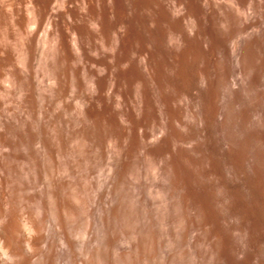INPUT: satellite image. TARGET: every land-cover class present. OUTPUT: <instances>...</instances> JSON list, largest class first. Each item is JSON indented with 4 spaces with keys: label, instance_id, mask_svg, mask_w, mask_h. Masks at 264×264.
Instances as JSON below:
<instances>
[{
    "label": "bare ground",
    "instance_id": "1",
    "mask_svg": "<svg viewBox=\"0 0 264 264\" xmlns=\"http://www.w3.org/2000/svg\"><path fill=\"white\" fill-rule=\"evenodd\" d=\"M25 6L0 16V264H264V0Z\"/></svg>",
    "mask_w": 264,
    "mask_h": 264
},
{
    "label": "rangeland",
    "instance_id": "2",
    "mask_svg": "<svg viewBox=\"0 0 264 264\" xmlns=\"http://www.w3.org/2000/svg\"><path fill=\"white\" fill-rule=\"evenodd\" d=\"M4 1V0H3ZM2 0H0V16H1V9H7V4L11 3L13 1V4L15 5L16 9H18L19 11H21V14L27 15L26 14V1L28 0H5L3 2ZM11 1V2H10ZM3 3V4H2ZM7 28L6 26V22L2 21L1 17H0V34H2V32Z\"/></svg>",
    "mask_w": 264,
    "mask_h": 264
},
{
    "label": "clouds",
    "instance_id": "3",
    "mask_svg": "<svg viewBox=\"0 0 264 264\" xmlns=\"http://www.w3.org/2000/svg\"><path fill=\"white\" fill-rule=\"evenodd\" d=\"M46 78V77H45ZM75 91V89L73 88V92ZM77 103H79V101H77ZM112 146V142L109 141V147ZM3 225L0 224V227H2ZM28 251L29 252H32V248L30 246V244L28 245ZM0 253L3 254V256L6 258V259H9V260H12L13 259V256H12V247L11 245L9 246H5V242L3 240H0Z\"/></svg>",
    "mask_w": 264,
    "mask_h": 264
}]
</instances>
